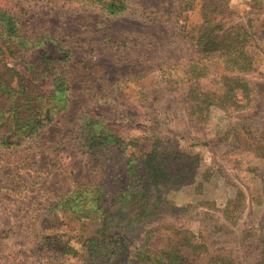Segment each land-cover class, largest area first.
Instances as JSON below:
<instances>
[{"label": "rangeland", "instance_id": "374dc122", "mask_svg": "<svg viewBox=\"0 0 264 264\" xmlns=\"http://www.w3.org/2000/svg\"><path fill=\"white\" fill-rule=\"evenodd\" d=\"M226 2V22L242 26L252 61L251 69L238 73L244 82L225 81L235 73L196 51L186 29L199 20V11L185 9V0H128L117 15L90 0H0V8L19 20L23 35L50 38L49 50L67 52L55 64L68 85L66 107L52 115L38 139L0 149V264H82L81 246L100 225L79 221L57 205L80 186L121 192L129 183L128 154L139 156L153 136L172 138L180 149L199 154L195 181L167 194L175 210L124 236L130 255L110 256L107 248L104 259L145 264L134 262L144 240L150 248L167 249L183 240L185 230L189 243L208 254L261 257L264 0ZM198 59L208 64V72L194 79L190 70ZM190 87L220 97L225 91L241 96L245 87L249 95L239 105L229 100L226 109L211 104L199 119L188 101ZM92 106L127 145L124 152L104 145L99 154L88 152V133L98 128L83 130L82 122Z\"/></svg>", "mask_w": 264, "mask_h": 264}, {"label": "trees", "instance_id": "16d2710c", "mask_svg": "<svg viewBox=\"0 0 264 264\" xmlns=\"http://www.w3.org/2000/svg\"><path fill=\"white\" fill-rule=\"evenodd\" d=\"M108 14L122 13L128 0H90ZM185 9H198L199 20L186 29L196 51L202 56L214 57L223 63V68L235 75L224 76L225 81L240 82V72L252 67L243 39L245 31L237 24L228 25L229 8L226 0H185ZM50 40V38H48ZM45 37L31 38L20 32L19 20L0 8V149L19 146L24 140L38 139L44 128L51 122L52 115L67 105L68 85L64 72L57 70L56 62L64 61L67 52L49 50ZM208 64L197 60L190 70L192 78L208 72ZM189 88L188 101L199 119L211 104L226 109L227 102L239 105L248 98L243 88L241 96L225 91L223 97L210 95ZM225 97V98H224ZM224 98V100H222ZM96 106H100L97 104ZM88 107L84 112L83 130L97 125L96 131L88 133L85 147L91 156L99 154L100 145L119 147L124 152V142L99 119L97 107ZM101 131H97V130ZM89 131V130H88ZM99 142L96 144V135ZM139 147L136 141L135 147ZM134 147V146H133ZM139 156L133 153L126 158L129 183L121 192L109 195L101 186H80L67 193L57 205L61 212H68L82 222H98L96 235L85 239L81 248L86 256L82 264H114L104 259L105 249L110 248L111 256L129 254L124 236L135 229H141L147 221L156 220L165 210H175L167 194L183 184L194 183L199 154L180 149L172 138L153 136L148 147L140 149ZM216 231L224 227L215 225ZM260 226L264 228V210ZM138 232V231H137ZM187 230L177 244L167 249L150 248L148 240L134 253V262L145 264H264V250L261 257L249 261V256L211 254L191 245ZM226 232V231H224ZM232 233L231 231H228ZM227 234V233H226ZM251 237L252 232L246 233ZM214 238V237H213ZM264 244V232L261 234ZM63 247L75 256L78 250L71 244ZM204 254H207L204 259ZM127 257L129 261L130 257ZM116 257V258H117ZM132 257V255H131Z\"/></svg>", "mask_w": 264, "mask_h": 264}]
</instances>
